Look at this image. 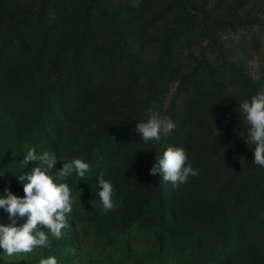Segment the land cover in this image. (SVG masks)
Listing matches in <instances>:
<instances>
[{
    "label": "rangeland",
    "instance_id": "1",
    "mask_svg": "<svg viewBox=\"0 0 264 264\" xmlns=\"http://www.w3.org/2000/svg\"><path fill=\"white\" fill-rule=\"evenodd\" d=\"M41 1L0 0V117L26 115L23 138L55 135H1L0 195H25L18 177L39 166L21 163L34 145L52 141L48 152L91 171L66 181L75 202L63 238L11 258L0 249V264H264V167L240 108L248 82L218 58L223 43L264 90V0H50L34 15ZM156 112L175 129L145 142L135 124ZM168 146L199 170L179 188L149 174ZM101 171L115 190L109 212Z\"/></svg>",
    "mask_w": 264,
    "mask_h": 264
},
{
    "label": "clouds",
    "instance_id": "2",
    "mask_svg": "<svg viewBox=\"0 0 264 264\" xmlns=\"http://www.w3.org/2000/svg\"><path fill=\"white\" fill-rule=\"evenodd\" d=\"M240 108L248 125L246 142L255 145L254 164L264 167V90L250 99H242ZM174 129L173 120L159 112L152 114L147 122H137L134 128L145 142L161 138L167 140ZM58 161L62 162L59 169L56 168ZM29 162H38L39 166L18 177L25 195L18 197L10 189H5L0 195V208L8 214L10 221L7 225L0 224V249L8 258L32 253L37 247L51 248L50 236L56 240L63 238V230L70 227L68 217L75 202L66 181L74 172L84 179L91 171L90 164L82 157L61 159L48 151L37 153L35 148H30L21 161L24 167ZM157 173L162 174L164 182L179 188L188 182L189 177H197L199 170L188 162V154L183 147L168 146L161 157L156 156V163L149 171L153 176ZM105 176L106 172L101 171L97 177L98 195L103 211L109 212L115 207V190ZM24 217H27L26 222L17 226L18 220ZM39 264H58V261L49 256L41 259Z\"/></svg>",
    "mask_w": 264,
    "mask_h": 264
},
{
    "label": "trees",
    "instance_id": "3",
    "mask_svg": "<svg viewBox=\"0 0 264 264\" xmlns=\"http://www.w3.org/2000/svg\"><path fill=\"white\" fill-rule=\"evenodd\" d=\"M49 1L50 0H42L38 6V9L33 14L36 15L38 13H42L45 10V8L48 6ZM183 1H186V0H183ZM89 26H90V14L87 13L85 15V18H84V27L86 30H88ZM213 26H219L220 29H224L226 27V25L222 22H216L213 24ZM112 29H113L114 33H117V27L114 23H112ZM220 46H221V49H220L219 55H218L219 60L221 62H223L227 67H229L234 73L243 76L247 80L248 86L246 88V95L248 97L255 95L258 92L257 91V84L254 82V80L249 75L238 70L232 63H230L227 60V58H226V47L223 43H221ZM0 69L3 70L5 68L0 66ZM32 75H35V73H32ZM11 88H12L11 84H8L4 87L5 90L6 89L9 90ZM23 102L24 101H22V100L18 101L17 102L19 104L18 107H21ZM9 112L10 111L8 110V113ZM18 114H21V113H18ZM19 125H20V127L22 126L21 129H18ZM12 126H14V129H10V127H12ZM24 126L25 127L29 126L28 118L26 117V115H24L23 117H19V116L13 114L12 117H10V118L9 117H0V141H1V135H3V134H4V137H10V139H11L10 142H12V143L18 142V140H23V139L35 140L39 136L41 138L40 142H43V144H44L47 142V139L49 137H51L52 135H55V134H50V133H40L37 131V129L34 128V131H33V129H31L26 133V135L24 134L25 137L23 138L21 133L24 132ZM57 135H59V132L57 133ZM52 143L53 142L50 141L47 144L46 151H51ZM39 145L40 144L34 145V147H33L36 149L37 153H40L41 151H39V150H42V149L38 148Z\"/></svg>",
    "mask_w": 264,
    "mask_h": 264
}]
</instances>
